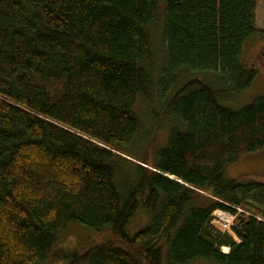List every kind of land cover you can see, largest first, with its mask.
<instances>
[{"label": "trees", "instance_id": "16d2710c", "mask_svg": "<svg viewBox=\"0 0 264 264\" xmlns=\"http://www.w3.org/2000/svg\"><path fill=\"white\" fill-rule=\"evenodd\" d=\"M160 6L166 58L156 79L149 28ZM257 7L0 0V264H44L75 225L108 238L59 255L68 264H264V185L226 178L264 154V97L239 110L218 100L256 78L241 56L264 35ZM156 85L179 127L151 164L135 163L125 153L141 130L134 108L152 102ZM216 211L235 218L233 234L212 225ZM139 215L145 224L134 228Z\"/></svg>", "mask_w": 264, "mask_h": 264}, {"label": "rangeland", "instance_id": "374dc122", "mask_svg": "<svg viewBox=\"0 0 264 264\" xmlns=\"http://www.w3.org/2000/svg\"><path fill=\"white\" fill-rule=\"evenodd\" d=\"M257 3V28L264 32V0H257ZM163 14L164 6H160L157 20L153 26L149 28L156 79H158L164 67L166 58L163 37ZM241 62L247 69L255 70L257 75L252 85L244 92L233 95L221 93L219 95L218 100L220 104L233 110H239L264 97V35H256L244 45ZM200 79L216 90H220L221 88L216 77L202 76ZM182 84L183 80H180L174 90L176 91ZM158 90L159 86L156 85L151 103H147V101L141 97L138 99L134 108L141 122V130H139L132 147L125 153L127 159L135 163L148 162L151 164V160H154L155 155L159 153L158 151L166 147L174 129L179 127L174 117H164ZM160 99L162 100V98ZM226 178L229 180H237L242 184L258 183L264 185V154L245 158L241 162L234 164L227 170ZM247 203L249 206L246 211L251 214H254L257 209H260L259 204L253 198L248 200ZM216 212L213 214L214 220L212 225L222 233L233 234L232 226L234 225L235 218L223 211H221V216H217ZM145 220V215H139L135 218L132 225L134 228L141 227L145 224ZM107 238V230L95 232L81 225L70 226L61 232L51 252L50 258L44 264H68L67 261L60 260L58 258L59 255H63L68 251L89 250L103 244Z\"/></svg>", "mask_w": 264, "mask_h": 264}, {"label": "bare ground", "instance_id": "6f19581e", "mask_svg": "<svg viewBox=\"0 0 264 264\" xmlns=\"http://www.w3.org/2000/svg\"><path fill=\"white\" fill-rule=\"evenodd\" d=\"M217 216H221V211H217L216 212ZM229 249L228 248H224V253H228Z\"/></svg>", "mask_w": 264, "mask_h": 264}]
</instances>
